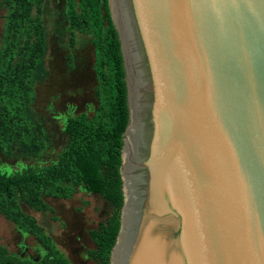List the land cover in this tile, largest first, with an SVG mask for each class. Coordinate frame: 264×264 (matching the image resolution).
<instances>
[{
	"label": "water",
	"instance_id": "water-1",
	"mask_svg": "<svg viewBox=\"0 0 264 264\" xmlns=\"http://www.w3.org/2000/svg\"><path fill=\"white\" fill-rule=\"evenodd\" d=\"M125 70L109 264H264V0H108Z\"/></svg>",
	"mask_w": 264,
	"mask_h": 264
},
{
	"label": "trees",
	"instance_id": "trees-1",
	"mask_svg": "<svg viewBox=\"0 0 264 264\" xmlns=\"http://www.w3.org/2000/svg\"><path fill=\"white\" fill-rule=\"evenodd\" d=\"M45 0H0L5 7L0 40V153L9 155L15 143L37 159L47 148L46 132L29 117L36 70L43 55L41 9ZM69 46L83 34L91 46L96 77L97 104L90 112L65 118L67 143L56 160L45 165L27 164L18 169L0 168V215L43 249L38 259L21 257L0 243V264H72L22 205L52 211L44 197L70 198L81 186L107 201L110 212L90 230L95 244L93 260L109 264L123 201L122 134L128 122L125 70L120 42L108 0H65ZM78 33V34H77ZM70 57V56H69ZM71 61V58H70Z\"/></svg>",
	"mask_w": 264,
	"mask_h": 264
},
{
	"label": "rangeland",
	"instance_id": "rangeland-1",
	"mask_svg": "<svg viewBox=\"0 0 264 264\" xmlns=\"http://www.w3.org/2000/svg\"><path fill=\"white\" fill-rule=\"evenodd\" d=\"M64 9L65 0H45L42 5L43 55L36 70L34 98L29 105V117L34 125L39 122L46 132L47 148L39 158L34 159L13 143L9 155L0 153L1 169L14 170L27 164L45 165L56 160L68 139L63 131L65 118L83 111L90 113L97 104L91 46L86 37L78 33L74 46H69ZM5 12V7H1L0 40ZM43 199L52 211H36L25 205L22 208L36 220L72 264H99L90 253L95 244L89 232L109 214L107 201L81 186L70 198ZM0 243L8 251L31 259H38L43 251L31 234L21 232L2 215Z\"/></svg>",
	"mask_w": 264,
	"mask_h": 264
}]
</instances>
